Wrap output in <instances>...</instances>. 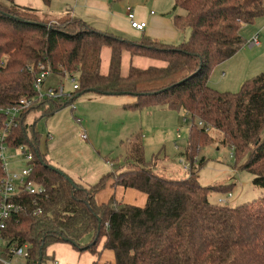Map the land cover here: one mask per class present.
<instances>
[{
  "label": "trees",
  "instance_id": "obj_1",
  "mask_svg": "<svg viewBox=\"0 0 264 264\" xmlns=\"http://www.w3.org/2000/svg\"><path fill=\"white\" fill-rule=\"evenodd\" d=\"M14 1L0 3V137L6 134L0 141V183L5 176L1 147H26L32 154L31 177L44 194L24 195L26 210L6 221L0 255L11 260L13 247L26 246L28 256L21 264H55L47 249L67 240L77 251H90L96 258L92 264H99L104 249L113 251L114 264H264V197L215 204L209 200L211 192L230 190L220 184L204 187L198 180L206 162L198 148L214 141L209 131L215 130L221 143L234 150L239 169L252 173L253 184L264 189V72L246 80L238 92L219 91L209 82L216 65L244 46L242 27L264 15V0H174L173 26L179 32L189 30L188 39L176 43L144 34L140 41L124 39L69 13L52 19ZM43 2L49 6L52 0ZM104 48L111 55L106 74L101 71ZM125 51L160 65L130 64L124 75ZM40 63L53 74L75 78L79 88L66 99L36 100L7 128V109L37 96L33 84ZM92 90L131 95L135 101L127 106L132 109L160 105L182 110L196 121L185 153L188 176L157 173L156 162L145 159L141 132L124 143V165L93 186L72 184L52 167L39 148V120ZM109 180L146 194L145 207L116 197L98 204L96 195ZM89 233L93 237L83 243Z\"/></svg>",
  "mask_w": 264,
  "mask_h": 264
},
{
  "label": "rangeland",
  "instance_id": "obj_2",
  "mask_svg": "<svg viewBox=\"0 0 264 264\" xmlns=\"http://www.w3.org/2000/svg\"><path fill=\"white\" fill-rule=\"evenodd\" d=\"M5 1L0 0V3L4 4ZM173 7L174 0H155L149 9L155 11L157 16L172 17L176 14ZM179 12L184 13L181 9L177 10V13ZM256 35L259 36L260 46L250 48L248 42ZM188 36L187 29L178 42H185ZM241 36L245 44L239 52L212 70L210 80L214 89L238 92L246 80L264 72V15L256 18L252 24L244 25ZM123 55L124 75L128 73L130 64L141 68L160 63L144 57L132 58L126 51ZM101 56V69L106 74L110 50L102 49ZM58 83L64 85L67 93L73 91L74 83L67 75L64 77L53 74L46 85L55 86ZM134 101L135 97L128 94L111 96L94 92L84 93L74 99L73 104H68L53 115L39 120V148L46 153L52 167L60 169L67 177L85 188L98 183L104 174L117 172L118 167L125 163L124 143L129 136L141 132L145 159L156 162V172L167 177H186L189 174L186 169L190 161L185 153L189 147L192 126L198 127V123L182 110L153 105L139 111L127 106V103ZM31 117L33 118V115ZM209 132L214 141L198 148V156L206 158L203 167L198 171L199 183L204 187L220 184L224 189L230 190L231 197L228 200L231 205L250 203L264 197V189L252 182L253 174L239 169L234 150L221 143V133L215 130ZM48 135H51L52 139L47 140ZM5 149L2 154L7 173L20 174L25 162L22 152L16 148ZM220 197H228V193L211 192L209 200L216 204ZM92 237L91 233L87 234L83 243L89 242ZM57 245L56 249L67 254L65 258L69 255L70 260L66 264H89L87 260H91L93 255L88 250L77 251L65 242ZM100 245L101 242L99 247ZM63 247L69 248L63 250ZM59 255L60 253L56 252L54 258H59L60 264ZM16 261L21 264L23 259L17 258ZM105 262L114 264L113 251L104 249L99 264Z\"/></svg>",
  "mask_w": 264,
  "mask_h": 264
},
{
  "label": "crops",
  "instance_id": "obj_3",
  "mask_svg": "<svg viewBox=\"0 0 264 264\" xmlns=\"http://www.w3.org/2000/svg\"><path fill=\"white\" fill-rule=\"evenodd\" d=\"M154 1L155 0H124L120 2H113L111 0H52L49 6H46L43 0H15L14 4L33 10L35 9L52 19L69 13L76 18H81L94 28L109 33L112 32L123 38H129L128 40L132 41H140V37L143 34L152 39H159L167 43L180 41L183 32H179L175 29L172 23V17L157 16L155 11L149 9V7H152L154 4ZM128 6L135 11L136 19L138 21L146 22L147 28L144 31L138 32L132 29L131 25H129L126 10ZM151 12H154V15H151ZM156 65H160V63ZM209 82L210 85H212L213 82L210 78ZM115 197L121 203L128 205L133 204L139 207H145L147 200L146 194L136 189H122L120 186H114L113 180H109L106 187L100 190L96 195V200L98 204H101L106 203L111 198ZM102 243L103 240L99 247L100 250ZM66 244L71 246L68 243ZM57 246L54 248L51 246L52 249L47 250V252L51 255L59 252L60 264H66V262L70 260L69 255L65 258L67 254L56 249ZM64 248L69 247H63V250ZM95 259V256L92 255L91 260L89 259L90 261H87L89 264H92ZM55 264H59V258L55 260Z\"/></svg>",
  "mask_w": 264,
  "mask_h": 264
},
{
  "label": "built area",
  "instance_id": "obj_4",
  "mask_svg": "<svg viewBox=\"0 0 264 264\" xmlns=\"http://www.w3.org/2000/svg\"><path fill=\"white\" fill-rule=\"evenodd\" d=\"M127 10V19L129 21V25H131V28L140 32L144 31L147 28V24L144 21H138L136 19L135 11L128 6L126 8ZM151 15H154V12H151ZM248 46L250 48H255L260 46L259 42V36H254L249 42ZM53 72L50 71V68L43 64L38 65L37 74L35 78V82L33 84V88H35L37 96L32 99L22 98L18 102L17 105L8 108L6 113L9 115V122L7 124V128L10 127L12 124H14V119L19 116L22 111L29 109L32 107L36 100L39 99H66L68 96H70L71 93H73L76 89L79 88L77 85V81L75 78L72 79L73 84V91L70 93L66 92V88L62 83H58L55 86H48L46 85L47 80ZM201 126V124H199ZM208 130V128H207ZM6 134L3 133V135L0 137V141H3ZM52 139L51 135L47 136V140ZM5 146H2V152L5 149ZM23 156H24V165L21 170L20 174H8L6 165L5 167V176L2 178L0 183V245L4 242L3 238V230L6 228V221L11 218L13 214H18L20 212H23L26 210L24 208V195L29 194L30 196L39 197L44 194V188L42 185H38L32 176L33 172V164L32 161V154L28 151L26 147H19V149ZM3 158V154H2ZM188 165H186V168ZM189 170V167L186 169ZM231 197V194H228V197H220V199L217 201L219 203H229L230 201L228 198ZM35 203L36 200H35ZM41 212L40 208L35 211V214H39ZM26 246L23 247H13L11 250V253H13V257L11 260L5 259L0 255V264H20L16 261L17 258H22L25 260L28 256V253L26 252Z\"/></svg>",
  "mask_w": 264,
  "mask_h": 264
},
{
  "label": "water",
  "instance_id": "obj_5",
  "mask_svg": "<svg viewBox=\"0 0 264 264\" xmlns=\"http://www.w3.org/2000/svg\"><path fill=\"white\" fill-rule=\"evenodd\" d=\"M90 92H94V93H95V91H94V90H92V91H90ZM77 97H79V96H76V98H77ZM68 178H69V177H68ZM70 182H71L72 184H74V183H73L74 181H73L71 178H70ZM65 242H67V243H68L69 241L65 240Z\"/></svg>",
  "mask_w": 264,
  "mask_h": 264
},
{
  "label": "bare ground",
  "instance_id": "obj_6",
  "mask_svg": "<svg viewBox=\"0 0 264 264\" xmlns=\"http://www.w3.org/2000/svg\"><path fill=\"white\" fill-rule=\"evenodd\" d=\"M72 84V83H71Z\"/></svg>",
  "mask_w": 264,
  "mask_h": 264
}]
</instances>
